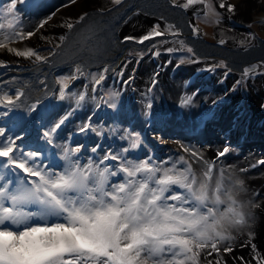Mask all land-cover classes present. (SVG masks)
<instances>
[{
	"label": "snow or ice",
	"instance_id": "6c2138e0",
	"mask_svg": "<svg viewBox=\"0 0 264 264\" xmlns=\"http://www.w3.org/2000/svg\"><path fill=\"white\" fill-rule=\"evenodd\" d=\"M25 2L9 0L0 14V53L33 63H47L48 57L41 56L35 49L14 46L35 35L19 27L16 6ZM123 2L110 0L114 6ZM172 2L174 7L185 11L193 5H202L222 19L211 0ZM219 8L229 14L237 11V5L227 0H219ZM46 23L47 20L42 21L39 27L43 28ZM214 23L218 25L220 20ZM260 23L264 26V19ZM65 26L73 27L70 22ZM193 32L199 30L193 27ZM169 35L176 37L180 33L174 25L161 28L158 23L145 34L125 36L121 42L138 45L151 42L149 52L159 56V47L168 41L155 38ZM218 42L225 43L222 39ZM178 43L180 47H168L165 51H184V42ZM186 51L193 53L190 47ZM7 66V61L0 60V68ZM216 67L227 66L221 63L209 71ZM109 71L105 66L99 73L87 74L92 77L93 93L106 80ZM117 74L123 76V68ZM228 74L226 71L224 77ZM257 74L256 65L244 68L241 78L228 91L235 92L242 84L246 86ZM259 74L264 75V72ZM81 77L86 78V73L80 65H75L71 75L59 77L57 98H74L76 106L80 107L87 92L77 94L71 92L70 87ZM130 80L131 77L122 83L127 85ZM152 83L155 85V78ZM84 87L87 89L89 85ZM119 95V92L110 93L109 99L101 98V103L115 110ZM196 95L194 92L181 97L180 107L191 106ZM24 96L21 88H17L14 95L0 94V121L21 107ZM39 103L37 100L25 108L29 116L37 112ZM151 107L149 103L147 108ZM259 107L264 110V103ZM71 115L69 112L51 124L41 137L47 145L58 148L59 155L43 149L24 150L23 144L18 143L23 137L11 134L6 124L0 126V264H228L224 256L234 252L238 235L244 233L247 242L240 246L250 248L251 256H233L234 264H264V252L254 242L253 212L264 205L254 200L241 203L238 194L245 190L244 181L234 178L229 169L217 167V161L232 150L230 146L218 150L214 160H205L202 153L188 148H184L187 156L176 159H159L148 153L141 158L134 155L144 144L141 133L125 129L120 139L128 142L126 147L119 151L109 148L97 155L101 146L96 144L90 150L92 155L85 160L83 143L73 146L69 137V142L56 144L62 126ZM91 120L89 116L79 132L101 136L102 132L93 127ZM261 165L264 159L250 167Z\"/></svg>",
	"mask_w": 264,
	"mask_h": 264
},
{
	"label": "bare ground",
	"instance_id": "6f19581e",
	"mask_svg": "<svg viewBox=\"0 0 264 264\" xmlns=\"http://www.w3.org/2000/svg\"><path fill=\"white\" fill-rule=\"evenodd\" d=\"M30 1L31 0H26L25 3H17L16 8L23 11L22 13L25 14L27 12L30 13V11H33V15L35 16H37L39 13L44 16L49 15L50 12L56 10L55 12L57 15H55V20L47 22L43 28L35 25V23H37V18L35 19L34 23V17L26 15L27 18L23 20V24L27 22L32 28L35 27V35L14 46L21 48L31 47L35 49L41 56H46L50 51V48L42 47V44L55 45L68 30L65 25L69 22L71 23L72 21L79 19L82 16L83 11L86 10L88 6L96 2V0H75V3H73L72 1H68L67 3H64V6L62 7L63 2H60V0H35L32 4L30 3ZM99 2L105 4L110 2V0ZM57 7L60 8L56 9ZM246 10L248 9L243 8L242 15L244 12H246ZM237 13H239V11ZM123 25L124 23L122 24V28L120 30L121 32L126 34V36L139 37V35H143L147 32V25L144 21L138 20L134 23V26H125V28ZM246 30H248V28H246ZM241 33L243 34V32ZM235 35L239 38V34ZM235 35H230L229 33H227L225 35L226 42L223 45L227 46L228 44H233L234 41L238 39L234 37ZM126 43L131 44L129 42ZM144 45H146V43ZM176 46H179V43H175L173 45V47ZM169 47H172V45ZM166 48L168 47H159V52L162 58L153 56L151 52L145 55V52L138 51L139 53H133L136 55L132 54L131 56H129V58L131 59L130 63H126L125 60H121V62H119L118 64L120 69L123 68L124 75H132L133 72L134 75L136 71V75L133 79L131 88H129V92L134 93L130 94L131 98H139V101L135 100L134 102H132V107L134 110L133 120L135 124L140 126L141 128L145 126L147 121L145 108L143 106V103L140 102V98L143 94L152 96L153 87H156V90L159 93V84H161V82H164L163 84L169 86L173 91H177L179 88L183 87L185 89L183 94L184 96L192 95V93L194 92H201L200 88L208 80L205 79V81H199L198 78L194 79V75L197 71L200 70V68H213V66H194L192 71H189L191 65H189L188 62V64L186 62L181 63V61L179 60H176V62L174 61L173 66H171L166 61H168L167 57L172 53L166 52ZM140 53H143L142 59L140 58ZM149 58L152 63L147 62ZM0 60L7 61L8 65L18 61L33 63L32 60H27L22 57L17 58L7 53H0ZM209 69L205 74V76L207 77L210 76ZM153 78H155L156 80L155 85H153L152 83ZM146 80H148V83H145ZM221 80L222 79H217L216 81H214V90L216 91V93L221 92L223 94L221 96H216L214 99L218 100L219 103L215 105L212 102L210 103L211 109H209V112L213 113V123H208L209 130L206 135H198L190 131L192 130V128H195L199 125L201 126V124L203 123L201 119L204 115H206L204 108L199 110L198 103H196L195 100L192 102L191 106L180 107L181 97L178 96L176 92H174V96H172L171 93L167 90V93L173 105L176 103V114H178L179 111H183V118L178 121H181L186 129H179L181 124L176 123L175 127L177 129H175L173 133L177 134V139L171 142H167L164 149L160 150V157L156 152L154 153V156L159 159H167L169 157H171L172 159H176L183 154H173V152L175 151L173 149H176L177 147H183L202 153L205 160H212L217 151L222 150V146H230L232 150L225 157H222L219 161H217V167L229 169L231 175L234 178H239L244 181L245 190L239 192L238 194L241 203L247 204L250 200H254L257 204L264 205V171L256 172L254 169H252V167H250L258 159L264 158V126L262 128L264 122V110L260 109L259 106L261 103L259 104L257 102V99L252 100V102L255 104L253 108H255L258 113L256 116H253V120L251 123L253 136H249L247 137V139L252 138L254 139V141H249L251 143L250 145H252L249 149L245 148V146L247 145V142L245 141V132L247 131V129H244L243 125L237 124V116L240 115L242 110V94L237 89L235 92L229 91V95L225 97L223 91L225 89L229 90L232 88V85L235 83V76L225 79L223 83H220ZM83 82L84 80L80 78L79 80L72 82L73 86L70 87V91L77 94L82 91L87 92L86 99L84 102H82L80 107L76 106L74 98L65 99L66 101H68L69 105H65L64 100H60L58 98L53 101V107L55 108L57 116L63 117L69 112L72 113V115L69 116L64 124L66 125V128L64 127L65 129L63 131L60 130V134L56 139V144H58V141L59 139H61L62 135L63 137H65L67 133L70 134L74 131L79 130V127L82 124L88 122L89 116L92 117L91 123L93 127H95L98 131H101L102 134H105V132L108 131L110 132L109 119L105 112L106 105L104 103H101V96L99 95V93H93L90 88L85 89V84ZM224 84H226V87L224 86ZM149 89H151V91H149ZM93 95L97 96L96 102L92 99ZM230 95H233L234 97L233 102L230 101ZM261 97L264 99V96L262 94H259L258 100H260ZM201 99L207 100L206 97H203ZM97 104L101 105L98 110L96 109ZM230 119L233 121V123L230 122ZM29 121L30 116L25 110L20 111L14 109V112L11 113L9 117H5L2 121H0V126H5L6 124L7 129L11 130V134L22 136V141H19L18 143L23 144L24 150H28L29 148H32L34 150L43 149L47 153L52 148V152L59 155V150H57V148H53L51 145H47L46 142L41 139L43 133L36 132L31 129L26 135H24V132L28 130L27 128ZM78 136L79 135H77L73 140H77V142L81 143L82 136ZM101 136L95 137V133L92 132L89 140L96 141ZM157 137H159V139H157ZM167 137L168 136L165 134V132H163L162 135L154 134L152 132L150 134H145V139L151 142L153 148L155 146H159L158 144H155L157 143V141L162 142L163 139ZM112 139H114V137H112ZM116 140L118 141L117 138ZM106 141L107 142L100 144L102 150H98L97 155L103 154V152L107 151L109 148L114 149L115 145L113 141L109 140V137L108 139H106ZM61 142L62 143L60 145H63L62 139ZM70 142L73 144V146L75 145V143H77L72 142V140ZM82 151L85 160L88 155H92L90 149ZM141 152L144 153L145 150L135 152L134 155H137ZM187 155L188 154L184 156ZM227 157H229L230 159L226 160ZM241 169H247V171H240ZM254 193H257L258 195H253ZM253 212L255 213L254 223L256 232L254 242L260 249V251L264 252V207L255 208L253 209ZM246 242V233L239 234L237 241L233 245L235 249L234 252L224 256V259L228 261V264H234L233 256H244L245 258H250V248L240 246L241 244Z\"/></svg>",
	"mask_w": 264,
	"mask_h": 264
},
{
	"label": "rangeland",
	"instance_id": "374dc122",
	"mask_svg": "<svg viewBox=\"0 0 264 264\" xmlns=\"http://www.w3.org/2000/svg\"><path fill=\"white\" fill-rule=\"evenodd\" d=\"M145 0H138L133 7L132 10L135 11L141 10L140 12L144 13L148 11L157 10L158 14H164L161 12L162 4L164 7L169 8L170 1L169 0H160L159 2L156 1L154 5V9L151 5L144 2ZM166 1V4H165ZM9 0H0V14L3 13V8H6ZM152 2V0H151ZM64 4L62 5V7ZM57 7L56 9H59ZM178 8L179 7H173ZM136 10V11H137ZM56 10L50 12L49 15H45L40 17L37 26H40L42 21L47 20V22L55 20ZM114 14H120V17L127 14L128 12H120L118 11H111ZM17 14L20 18L19 27L21 29L27 31L35 32L34 28L29 26L26 22L23 24V15L21 10L17 9ZM39 15V14H38ZM51 16V19L48 17ZM163 16V15H161ZM204 18L200 19V21L195 20V23H198L201 27L205 29V25L209 28L213 25L214 21L212 18L214 15L208 11L207 15L203 16ZM201 18V17H200ZM153 20V19H152ZM73 27L68 29L64 35L62 36L64 39L59 40L55 45L50 44H42V47L50 48V51L47 53L45 57H48L47 63H31V62H14L9 64L5 68H0V94L2 92H9V94L14 95L17 88H21L25 92V96L21 100V107L17 108V110L24 111L25 108L30 105L31 103L39 100L40 103L38 105L37 112H34L30 116V121L28 123V130L25 131L24 135H26L31 129L43 133V131L49 127L54 122L58 121L61 117L56 115L55 108L53 107V101L58 96V87L59 85L56 84V80L62 76L71 75L72 71L74 70L75 65H80L82 69L86 73V78L81 77L84 80V84L89 85L88 88L91 90V84L93 83L92 77L87 75L89 73H99L105 66H107L110 71L106 74L107 78L102 85L98 87L96 91L99 93L101 98L104 100L109 99L110 93L119 92V97L116 98L117 108L114 110L109 108L107 105L105 112L109 119V128L110 132L109 135H112L115 132V136L120 141H124L120 139V136L124 135V133H118L117 130L122 127L123 124L126 125V129L130 130L129 126H132L134 132L138 131L136 128V124L133 120L134 117V110L132 107V100L131 96L126 92L127 86L132 85L133 79L135 75H124L120 76L117 73L120 71L118 66L121 60H125L126 63H130L131 59L129 56L131 55V51H147V46L144 49H135L132 45H125L121 43L120 36L116 34V30L114 29V25L119 23V21H109L103 18L101 14H97L88 23H78V22H71ZM206 23V24H205ZM204 24V25H203ZM258 33V38L260 42H264V30H261L258 26H253ZM262 31V32H261ZM123 33V32H121ZM187 33L193 34L192 29H188ZM207 34V33H206ZM200 37V36H199ZM199 37H185L187 48L191 46L193 49V53H188L186 49L181 52L172 53L176 60H192L190 55L195 56L196 58H200L201 60H210L216 59L219 60L220 63L229 64L227 68L221 67L222 70L216 71L214 77L216 79L221 77V73L226 71L229 72L227 77H231L233 74L242 73V67L236 64L238 60L237 54L239 52H244L240 48H226L224 46H215L213 44H204L198 41ZM184 41V40H182ZM185 42V41H184ZM185 44V43H184ZM264 45V44H263ZM264 48V46H262ZM249 67V66H247ZM230 70V71H229ZM128 77H132V80L125 85L122 83L123 80H126ZM118 78V79H117ZM202 77L200 76L198 80L200 81ZM215 79V80H216ZM41 81H44V84H41ZM148 80L145 81V83ZM27 85L25 88L24 86ZM206 85V84H205ZM251 89V83H248ZM242 92L245 93V85L242 84L241 86ZM204 89H207L208 92L214 91V82H210L205 86ZM95 92V93H96ZM152 103L156 104V108L159 105L160 107V98L159 94L156 93L154 87L152 88ZM134 94L133 92H130ZM249 94V93H248ZM95 102L97 101V96ZM244 98V97H243ZM150 97L140 98V102L143 103L145 108V113L148 111L147 105L150 103ZM134 100L139 101V98H134ZM250 101V97L248 98ZM247 100H244L243 107L241 110V114L238 116V119H243V115L245 112H248L250 108L245 106ZM64 104L69 105L68 101L64 99ZM248 104V103H247ZM249 105V104H248ZM245 106V107H244ZM98 107H96L97 109ZM161 115V114H160ZM59 118V119H58ZM78 121V120H77ZM160 127L158 130L164 127H171V123L165 121L164 116H160L159 119ZM76 124V123H75ZM74 124V125H75ZM134 126H133V125ZM173 126V125H172ZM66 128V125H63L62 131ZM30 128V129H29ZM175 128V127H174ZM176 129V128H175ZM136 130V131H135ZM78 131V130H77ZM112 131V133H111ZM131 131V130H130ZM76 131L72 133H67L65 137L61 136L63 144L65 142H69V137H72ZM69 135V136H68ZM63 137V138H62ZM61 139H59L58 144L60 145ZM173 140V138H171ZM144 141V140H143ZM72 142H76V140H72ZM126 144L128 143L125 141ZM127 146V145H126ZM121 146V147H126ZM116 151L120 150V146L115 145ZM139 156V155H138Z\"/></svg>",
	"mask_w": 264,
	"mask_h": 264
},
{
	"label": "flooded vegetation",
	"instance_id": "af4514ba",
	"mask_svg": "<svg viewBox=\"0 0 264 264\" xmlns=\"http://www.w3.org/2000/svg\"><path fill=\"white\" fill-rule=\"evenodd\" d=\"M35 0H31L30 3L32 4ZM99 1H104V0H96V2L90 6L87 7L86 10L83 11L82 16H85V18L83 20L77 19L74 20L72 22H78V23H88L89 20H91L94 16H96L97 14H101V16H103L104 19L109 20V21H119V23L114 25V29L116 30V34L118 36H120L121 41L123 40V38L126 36V34L121 33V28H122V24L125 22V20L133 13H136L138 11L141 10H132V7L137 4L136 2L138 0H124V2L119 5V6H114L112 5L110 2L102 4ZM156 1L159 2L160 0H145L144 2L151 5L152 8L154 9V5L156 4ZM170 1V6L169 8L164 7V5L162 4L161 7V12L164 14H158L159 12L157 10L154 11H146L144 12V14H146L147 16H149L150 18H152L153 20L151 21L150 25L151 27L153 25L156 24H160L161 28L165 27V25L170 24V25H174L175 29L180 33L179 36L173 37V36H166V37H157L155 38L156 40H167L168 43L163 44L160 47H169L178 43L179 41L184 40L183 42L185 49H187V45H186V40L184 39L185 37H194L197 38V36L199 37L198 41L204 44H213L215 46L219 45V46H224L226 48H240L242 49L244 52H239L236 56L238 58V60L236 61L237 65H240L242 67V70L244 68H246L247 66H252V65H256L257 66V75L251 77L245 86V93L242 92L241 87L238 88V90L240 91V93L242 94V102H241V107H243V102L244 100H247V104L245 106H247L249 109L248 112L244 111V115H243V119L239 120L237 119V124L238 125H243L244 129H247V131L245 132V141L247 142L245 148H250L252 145H250L251 143L249 141H254V139L252 138H248L249 136H253V132H252V127H251V123L253 120V116L257 115V111L255 110V108H253V106L255 105L252 100L257 99V102L260 103H264V99L261 97L260 100H258V96L259 94H262L264 96V75H260L259 73L264 72V67H261V65H264V48L262 46H264V42H260L259 38H258V33L256 32L255 27H253L254 25L259 28H261V30H264V26L261 25L260 21L262 19H264V0H227L228 3L231 4H235L237 5V11L235 12V14H229L226 9H220L219 8V0H211V3L216 7V10L221 13L222 15V19L221 17L215 16L212 18V20L215 22L216 20H220V23L217 25L215 23H213V25H211L209 28H207V26L205 25V29L203 27H201L200 25H198V23H195V20L198 19V21H200V19L204 18L203 16H205V13H208V9H204L202 5H193L191 6L187 11H185L182 8H173V2L172 0ZM184 2V0H176V3H182ZM206 2H209V0H206ZM166 4V1H165ZM243 8H246L248 10H246V12L243 13L242 15V10ZM120 11V12H128L127 14L123 15L120 17V14H114L111 13V11ZM239 11V13H237ZM23 12V11H22ZM25 14V13H24ZM26 15L29 16H33L34 17V23H35V19L37 18V23L40 19V17L44 16L41 13H39V15L35 16L33 15V11H30V13H26L25 16L23 15V20L26 17ZM163 15V16H161ZM201 17V18H200ZM201 22V21H200ZM35 23V25L37 24ZM202 24V22H201ZM206 24V23H205ZM204 25V24H203ZM37 26V25H36ZM193 27H196L199 32L198 33H194L193 34H189L187 33L188 29H192ZM246 28H248V30H246ZM69 29V28H68ZM245 31V32H244ZM243 32V34L241 33ZM262 32V31H261ZM207 33V34H206ZM229 33L230 35H235V34H239V38L238 36H234L237 40L234 41V43L232 44H228L223 45L220 44L218 41L219 40H224L226 42V37L225 35ZM141 36V35H139ZM120 41V42H121ZM129 45L134 46L135 49H144L147 46V51H145V55L147 53H149V48L151 46V42H145L146 45H138V44H134L131 41H128ZM122 43V42H121ZM128 43L124 42L123 46L127 45ZM176 47H180L176 46ZM193 46H191L192 48ZM137 51H131V55L133 53H139ZM130 55V56H131ZM136 55V54H133ZM191 57V61H195V62H190V60H184V63L188 62L190 66L189 71L194 68V66H201V67H206V66H215V65H219L221 64L220 58H218L219 60L216 59H210V60H201L200 58H196L193 55H190ZM158 58H162L161 54L158 56ZM168 62L171 66H173L174 61L176 62V59L174 58L173 54H170L167 57ZM147 62L152 63V61L150 60V58L147 60ZM135 63V62H134ZM187 63V64H188ZM228 62H225L224 64L226 66H228L229 64H226ZM138 64V62H137ZM186 64V65H187ZM227 68V67H226ZM209 68H200L199 71L196 72V74L194 75V79L195 78H199L200 76L202 77V79L200 81H205V79H207L208 81H206L204 83V85L200 88L201 92H195L197 93V95L194 97L193 101L195 100L196 103H198V108L199 110L203 109L206 112V115H204L201 119V121H203V123L201 124V126H197L195 128H192L193 133L198 134V135H206L208 130H209V125L208 123H213L212 118H213V113L209 112V109H211V105L210 103L215 99L216 96H221L223 93H216V91H212V92H208L207 89H204L205 86L207 84H209L210 82H214L217 79L214 77V74L216 73V71H220L222 70L221 67H216L214 71H210V76H205L206 71ZM228 72V71H227ZM134 73V72H133ZM225 73V72H224ZM224 73H221V77L218 79H222L225 80L227 78H231L235 76V81L241 78V73L239 74H233L231 75V77H224ZM229 73V72H228ZM136 75V71L135 74ZM129 77L126 79L128 80ZM216 79V80H215ZM132 80V77H131ZM234 81V82H235ZM161 82V81H160ZM148 83V82H146ZM164 82H161V84H159V93L156 90V87H154L156 93L159 94V98H160V107L159 105L156 108V104L153 103L151 109L147 111V113H149L146 116V124L143 128H141L140 126L136 125V128L138 129V131L141 133V137L144 140V144L141 145V148L138 149L136 152H140V150H145L144 153H148L151 155H154V153L156 152L159 157H160V150H163L164 147L166 146L167 142H171L177 139V134L173 133V131L175 130V124L176 123H180V128H185L184 124L181 121H178L180 119L183 118V111H179L178 114H176L175 111V106L176 103L173 105V103L171 102V99L167 93V90L171 93L172 96H174V92L177 93L178 96L180 97H185L184 94V88H179L177 91H173L171 90V88L167 85L163 84ZM248 83H251V89L252 91H250V86L248 85ZM206 84V85H205ZM224 86L226 87V84H224ZM129 88H131V85L127 86L126 92H128V94L130 95L131 93L129 92ZM143 89V88H142ZM207 92V93H205ZM224 95L225 97H227L229 95V91L228 90H224ZM153 93V92H152ZM249 93V94H248ZM145 96L147 97V95L143 94L142 98H145ZM151 99V96H148ZM153 97V96H152ZM206 97L207 100H202L201 98ZM244 97V98H243ZM250 97V101L248 100V98ZM133 102L135 101L134 98L131 99ZM137 101V100H136ZM230 101L233 102L234 101V97L233 95H230ZM150 103H152V99L150 100ZM144 106V105H143ZM244 106V107H245ZM213 108V107H212ZM165 117V121L171 123V127H164L161 128L160 130V116L161 115ZM241 114V113H240ZM239 116V115H238ZM237 116V118H238ZM259 118V117H257ZM255 120V119H254ZM207 121V122H206ZM230 122L233 123V121L230 119ZM133 125V124H132ZM173 125V126H172ZM134 126V125H133ZM264 126V122L262 125V128ZM132 129L133 127L130 126ZM175 127V128H174ZM173 128V129H172ZM177 129V128H176ZM201 129V130H200ZM134 130V129H133ZM118 133H120V131H117ZM154 133V134H158V135H162L163 132H165V134L168 136L167 138L163 139L162 142H158L155 143L156 145L158 144L159 146H155L153 148V145L151 144L150 141L145 139V134L147 133ZM264 134V133H263ZM96 135V134H95ZM173 138V140L171 139ZM106 139H108V135L102 134L101 137L98 138L99 144L107 142ZM247 139V140H246ZM115 144L117 146H126V142L124 141H120V140H116L115 139ZM182 141V140H180ZM225 146H222V149ZM173 152V154H178V153H182L183 155H186L188 153L184 152V148L183 147H177ZM143 152L139 153L141 158H143ZM261 158V157H260ZM230 158L227 157L226 160H229ZM264 159V158H262ZM261 159H258L257 161H259ZM255 161V163L257 162ZM254 163V164H255ZM254 169L256 172H261L264 171V165L261 166H257Z\"/></svg>",
	"mask_w": 264,
	"mask_h": 264
},
{
	"label": "water",
	"instance_id": "95a60500",
	"mask_svg": "<svg viewBox=\"0 0 264 264\" xmlns=\"http://www.w3.org/2000/svg\"><path fill=\"white\" fill-rule=\"evenodd\" d=\"M68 1H72V0H60V2L67 3ZM138 20L140 21H144L147 25V31L151 29V21L152 18H150L149 16H147L146 14L138 11L136 13L131 14L125 21H127V23L124 22V28L125 26H134V23L137 22Z\"/></svg>",
	"mask_w": 264,
	"mask_h": 264
}]
</instances>
